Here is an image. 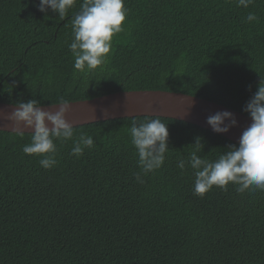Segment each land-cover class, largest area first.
<instances>
[{"label":"trees","instance_id":"1","mask_svg":"<svg viewBox=\"0 0 264 264\" xmlns=\"http://www.w3.org/2000/svg\"><path fill=\"white\" fill-rule=\"evenodd\" d=\"M76 0L61 20L38 0H0V102L47 106L127 91H164L242 111L264 81V0H125V30L113 37L103 70L80 73L69 50ZM256 22H247L249 13ZM47 16V17H46ZM77 126L56 141L57 165L44 169L23 147L31 134L0 131V264H264V191L213 187L194 195L181 171L201 138L206 160L230 145L169 118L162 166L141 176L132 121ZM250 118V117H249ZM94 139L72 154L81 134Z\"/></svg>","mask_w":264,"mask_h":264},{"label":"clouds","instance_id":"2","mask_svg":"<svg viewBox=\"0 0 264 264\" xmlns=\"http://www.w3.org/2000/svg\"><path fill=\"white\" fill-rule=\"evenodd\" d=\"M253 0H236V6L249 8ZM76 0H38L37 9L46 14L49 10L64 20ZM128 9L125 0H84L80 11L72 17L73 39L69 50L74 57V69L80 73L102 71L112 52L113 37L125 30ZM47 17V16H46ZM247 22H256L255 13H249ZM71 103L66 99L50 104L46 111L36 99L19 101L13 106L11 114L4 115L13 132L25 134L20 129L32 130L30 143L23 147L28 156L40 157L44 169L57 165L56 141L73 140L74 128L66 121ZM251 119L239 139V146L230 145L217 159L209 161L198 155L202 151L201 138L195 139V149L187 160L181 159L177 167L183 171L186 166L193 170L195 181L193 192L201 198L213 187L227 190L231 184L238 193L264 191V81L259 82L256 92L242 109ZM227 121V123H226ZM47 122V123H46ZM207 125L216 134H226L237 126L235 116L228 111L217 112L206 119ZM49 125L52 127L49 128ZM140 172L136 180L143 183L142 174L147 175L160 168L169 150L168 125L159 116L143 121H132L129 129ZM94 146L93 137L81 134L74 141L72 154H83L84 148Z\"/></svg>","mask_w":264,"mask_h":264},{"label":"water","instance_id":"3","mask_svg":"<svg viewBox=\"0 0 264 264\" xmlns=\"http://www.w3.org/2000/svg\"><path fill=\"white\" fill-rule=\"evenodd\" d=\"M13 106L0 102V131L15 133L11 124L3 118L4 115L11 114ZM42 107L46 111H54V109H49V105ZM223 111L231 112L235 116L237 126L231 128L226 134L217 135L239 145L242 132L251 124L249 117L215 103L181 93L127 91L104 95L91 100L71 102L70 111L66 114L65 119L72 127H77L114 119L159 116L192 124L213 132L207 125L206 119L210 115ZM51 127L49 125V128ZM20 130L25 134H33L30 129L21 128Z\"/></svg>","mask_w":264,"mask_h":264}]
</instances>
